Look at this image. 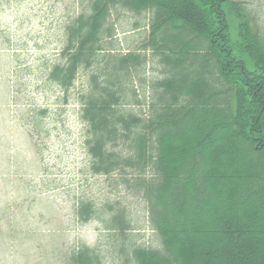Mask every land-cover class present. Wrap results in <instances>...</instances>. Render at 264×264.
<instances>
[{
  "label": "trees",
  "instance_id": "16d2710c",
  "mask_svg": "<svg viewBox=\"0 0 264 264\" xmlns=\"http://www.w3.org/2000/svg\"><path fill=\"white\" fill-rule=\"evenodd\" d=\"M232 2L86 0L66 28L61 62L48 68L66 97L82 82L75 101L89 172L146 203L156 247L126 243L129 214L109 207L107 230L122 242L124 264H264V17L255 30L241 25L242 41L232 43L224 10ZM234 6L248 21L246 1ZM123 10L145 15L134 50L117 40L113 16ZM99 212L90 199L77 203L82 222ZM210 217L220 232H205ZM72 262L103 263L87 249Z\"/></svg>",
  "mask_w": 264,
  "mask_h": 264
},
{
  "label": "rangeland",
  "instance_id": "374dc122",
  "mask_svg": "<svg viewBox=\"0 0 264 264\" xmlns=\"http://www.w3.org/2000/svg\"><path fill=\"white\" fill-rule=\"evenodd\" d=\"M245 1L249 10L263 20L264 0H257L256 7L255 0ZM236 2L240 0L228 3L225 12L229 37L239 45L241 25L255 29L256 24L253 18L241 22ZM0 3L9 5L7 0ZM85 3L11 0V12L0 14V57L11 58L10 72L0 60V79L11 86L13 115V135L0 136L9 139L0 141V264H73L72 255L85 249L97 251L102 264H124V255L118 252L122 242L111 241L112 232L106 230L112 216L109 207L125 208L129 214L132 230L127 232L126 243L159 244L147 222L146 203L125 187H117V181L92 176L88 170L86 128L80 122V108L75 101L82 82L66 97L47 79L48 68L61 62L66 28L87 9ZM113 17L117 40L122 41L119 46L131 50L140 46L145 37V15L123 10ZM139 21L141 29L134 31ZM245 60L252 68L250 58L246 56ZM152 68L147 75L156 79L159 67ZM2 72H6L4 77ZM2 130L7 132L4 126ZM226 156L218 158L221 170ZM81 199L92 200L100 209L101 219L80 222L76 209ZM260 224L262 219L251 221L244 235ZM205 232H220L213 217L208 219Z\"/></svg>",
  "mask_w": 264,
  "mask_h": 264
},
{
  "label": "crops",
  "instance_id": "0c3cea01",
  "mask_svg": "<svg viewBox=\"0 0 264 264\" xmlns=\"http://www.w3.org/2000/svg\"><path fill=\"white\" fill-rule=\"evenodd\" d=\"M12 6H3L0 5V14L5 13V12H11ZM247 14L253 18L256 19L258 18V15L255 14L252 10H248ZM0 40H1V35H0ZM7 44V42H6ZM6 56L7 58H2L0 57V60L5 62L4 68L7 71H11V58L8 57L7 55H2ZM6 72H2L1 76L4 77ZM12 91H11V86L8 84L6 79H0V136H7L10 134V136L13 135V115H12ZM2 126L5 127L7 130L6 133L3 132ZM9 139L6 138H1L0 141H8Z\"/></svg>",
  "mask_w": 264,
  "mask_h": 264
}]
</instances>
